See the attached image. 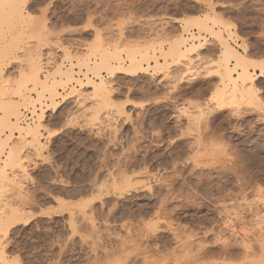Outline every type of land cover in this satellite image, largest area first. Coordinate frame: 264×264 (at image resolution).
<instances>
[{
  "label": "rangeland",
  "instance_id": "rangeland-1",
  "mask_svg": "<svg viewBox=\"0 0 264 264\" xmlns=\"http://www.w3.org/2000/svg\"><path fill=\"white\" fill-rule=\"evenodd\" d=\"M24 2L27 17L0 29V47L18 46L3 63L0 87L26 82L30 55L40 59L43 78L60 69L73 71L76 82L58 84L57 98L45 95L46 131L37 144L19 130L7 142L10 130L3 129L0 218L20 215L8 236L0 232V264H242L241 241L261 251L253 215L264 219V78L255 81L256 96L228 92L222 99L217 37L264 61V0ZM190 20H207V31L186 26ZM193 34L204 48L192 62L170 61L169 75L109 76L102 69L106 51L121 54V61L111 58L116 70L134 56L146 65L153 48L184 38L190 44ZM88 78L111 90L99 96L80 86ZM25 103L18 123L28 128L42 105L31 116L33 104ZM11 148L22 168L9 160Z\"/></svg>",
  "mask_w": 264,
  "mask_h": 264
},
{
  "label": "bare ground",
  "instance_id": "bare-ground-1",
  "mask_svg": "<svg viewBox=\"0 0 264 264\" xmlns=\"http://www.w3.org/2000/svg\"><path fill=\"white\" fill-rule=\"evenodd\" d=\"M25 0H0V29L3 27V24L7 23L9 24V26H13L14 28V25L16 26L15 23H20L21 21L24 20L26 16V9H25ZM27 19V18H26ZM189 22H191L190 24L186 25V26H196L198 27L200 30H203V31H207L208 29V22L207 20L206 21H199V20H190ZM188 22V23H189ZM192 24V25H191ZM25 28V27H24ZM188 28V27H187ZM185 28V29H187ZM190 28V27H189ZM26 29V28H25ZM189 31V29H188ZM19 33V31H18ZM189 33V32H187ZM17 34V32H16ZM15 34V36H16ZM192 34V33H191ZM221 35V34H220ZM14 37V36H13ZM25 37V36H24ZM216 38V37H215ZM218 38V39H217ZM216 39L218 41H220V46H221V49L223 50V54H222V58H221V67H220V82H221V88L220 91H219V94L221 95L220 97H222L223 99V96L226 95L228 92L229 94H232L233 97H236L238 95L242 96V97H246L247 95H249V97L252 98V96H256L254 95L253 91L256 89L255 88V81L261 77L264 78V61L260 60V61H256V60H251L249 57L245 56L244 54H241L240 52H237V49H235L224 37L222 36H218ZM190 39V38H189ZM193 40L197 39V41H194L190 44H187V41L186 38L184 39H180L178 40L176 43L174 42V44H172L169 49H161V50H157L156 48H153V54H146L144 56L146 57H143V58H146V59H143L144 62L145 60L147 61L146 65H141L140 64V61L134 56V57H130L131 59V63L130 65H128V67H125V68H120L122 65H120L119 69L117 67V70H116V67L113 65V62L111 60V58L114 56L118 58L117 61H121L122 59L119 60V58H121V54L117 53V52H113L111 53V51H106V54H104V52H102V54L105 55V59L103 60L104 62H102L103 64L102 65V69L105 71V73H107L109 76H113L115 73H124L126 75H130V76H134V75H137L139 73H151V74H159V73H167L168 74V71L170 70V61L175 64H181L183 63L182 61H189V62H192V57L194 55H197L199 54V51L201 49H203L204 47V43L203 42H199V37L196 36L195 34L192 35V38ZM1 41V40H0ZM5 41V40H4ZM3 42V41H2ZM173 43V42H172ZM3 46V45H2ZM0 47V78H2V73H3V63H5V61L11 57L14 53V51L17 49V44L15 45L14 42L12 41H7V43L5 44L4 47ZM17 46V47H16ZM21 50V49H20ZM31 50V49H30ZM19 51V50H18ZM27 51V50H26ZM160 53V55L158 54V52ZM32 52V51H30ZM70 53V52H69ZM101 54V55H102ZM38 55V54H37ZM103 55V56H104ZM31 56V55H30ZM29 56V58H30ZM39 57V56H38ZM67 57L70 58V56L67 55ZM102 57V56H101ZM27 58L28 61H29V69L30 68H33V71H31V73L29 75H27V77H23L24 79L27 78L26 82L24 83H16V82H13V84L11 83V85H2V87H0V111H3L5 112V114L3 113V115L5 116V118H0V152H2L4 150V148L6 146H8V144L6 142V140L4 141L1 134L4 132L3 129H8L10 130V135L8 134V138H7V142L8 140H11L12 137H13V132L15 130H19L18 132H21V134L24 135V139L25 141H27L26 139H30L31 142L30 143H33L34 144H37L36 142H39V140L43 137V133L46 131L44 125H43V121L45 119V115L47 113V111L49 110L48 107L49 105H46V107L43 106V99L46 98L45 95L48 94V95H53L55 92H56V89L55 87L58 86V84L61 86V84H65V86L67 84H70L72 82H76V78H75V75H74V72L73 71H68L66 72L65 70V73L63 71H61L60 69H58L56 71L55 74L53 75H45V79L42 77V68H41V64H40V59L38 60L35 57H32V58ZM40 58V57H39ZM72 58V57H71ZM43 61V60H42ZM124 61V60H123ZM27 62V61H26ZM28 63V62H27ZM97 63V62H96ZM92 64L93 66L97 65V64ZM47 64V63H46ZM50 64V63H49ZM184 64V63H183ZM218 64V62H217ZM60 65V64H59ZM63 65V64H62ZM73 65V64H72ZM100 65V64H99ZM99 65H97L98 67H100ZM174 65V64H173ZM172 65V66H173ZM3 66V67H2ZM90 64H88V62H83L81 61V63L79 64V68H82V67H85L88 71V68H89ZM234 66V67H232ZM43 67V66H42ZM72 67V66H71ZM73 68V67H72ZM94 68L93 67L91 70L94 71ZM100 68V69H101ZM101 69V70H102ZM32 70V69H31ZM71 70V69H70ZM98 70V68H96V71ZM122 70V71H121ZM47 72V70H45ZM90 71V69H89ZM95 72V71H94ZM101 72V71H100ZM218 72V71H217ZM95 74V76H98V74L96 73H93ZM44 75V74H43ZM59 75V76H58ZM86 75V74H85ZM169 75V74H168ZM167 75V76H168ZM4 76V75H3ZM217 76V74H216ZM5 77V76H4ZM22 77V76H21ZM58 77L61 78V81L58 80ZM86 77V76H85ZM87 78V77H86ZM99 78V76H98ZM7 79V78H6ZM90 79V81L85 84L83 82H78L80 83V86H86L88 85V87L92 88L95 90V92L97 94H102L101 96H103V93L105 91H107V89L111 88L109 86V84H107V82H105L103 79H101L99 82H93L91 81V78H88ZM21 80V79H20ZM23 80V79H22ZM81 80V79H80ZM79 81V80H78ZM8 82V80H7ZM11 82V81H10ZM19 82V81H18ZM16 83V85H15ZM31 83V85L34 86V91L37 93L38 95V100H33L29 94L32 92V90H30V88L28 87V85ZM8 84V83H7ZM1 86V85H0ZM63 86V85H62ZM218 87V86H217ZM257 87V86H256ZM62 88V87H61ZM65 88V87H64ZM111 90V89H110ZM109 90V92H110ZM218 91V90H217ZM258 92V91H257ZM255 92V93H257ZM57 93V92H56ZM55 93V94H56ZM221 93H224V94H221ZM60 94V93H59ZM258 94V93H257ZM36 95V96H37ZM50 97H56V96H60V95H53ZM107 96V95H106ZM239 96V97H240ZM53 97V98H54ZM52 98V99H53ZM57 98V97H56ZM256 98V97H255ZM37 99V98H36ZM235 99V98H234ZM245 99V98H244ZM45 100V99H44ZM23 101V102H22ZM30 101V103L28 104H33V107L32 109L35 107L34 105L36 103H39L42 105V108L40 109L41 112L40 114L38 115V120H37V123L34 125V126H31V127H21L18 123V120H19V109L20 107L23 105H26L25 102H28ZM254 101V100H253ZM48 103V102H47ZM219 104V103H218ZM217 104V105H218ZM226 104V103H225ZM224 104V105H225ZM57 105V104H56ZM32 106V105H30ZM221 108H220V107ZM218 107L220 108L219 110H223L224 107L223 105H219ZM26 107V106H25ZM227 107V105H226ZM47 108V109H46ZM35 109V108H34ZM33 109V110H34ZM53 109H57V106L54 105ZM25 110V109H24ZM32 110V111H33ZM36 110V109H35ZM32 112L31 111V116L33 114H35L36 112ZM36 115V114H35ZM12 116H14V118H16V122L12 120ZM239 117V116H238ZM23 120V119H22ZM24 121V120H23ZM27 121V120H26ZM33 121V120H32ZM20 122V121H19ZM29 125V123H28ZM21 136V135H20ZM7 137V136H6ZM23 137V136H22ZM22 139V141L24 140ZM260 141V140H259ZM14 142V141H13ZM28 144V143H27ZM26 145V144H25ZM32 145V144H31ZM35 146V145H34ZM257 146V145H256ZM11 147V146H10ZM14 147V146H13ZM33 147V146H32ZM255 148V146H254ZM17 149V148H16ZM15 148H11V151H8L7 153H9V160H11L12 164H14V166L18 165L19 168H22L23 167V162L20 161L19 157L17 158V154L18 151L16 150ZM247 150V149H246ZM248 151V150H247ZM259 154V153H258ZM5 156V155H4ZM245 156V155H244ZM249 156V155H248ZM254 156V155H253ZM254 158V157H253ZM256 158V157H255ZM247 159V158H246ZM264 159V158H263ZM259 160V159H258ZM2 160H0L1 162ZM256 160H252V163L251 165L249 166V168H252L254 165H256L255 163ZM5 162V161H4ZM7 162V161H6ZM246 162V160H245ZM258 162V161H257ZM261 165V163H260ZM242 166V165H241ZM240 166V168H241ZM1 167V166H0ZM239 167V166H238ZM14 168V167H13ZM230 168V167H229ZM4 169V167H3ZM16 169V168H15ZM232 169V168H231ZM244 169V166L243 168ZM238 170L239 172L238 173H242L243 170ZM248 169V168H247ZM2 170V168H1ZM21 170V169H20ZM245 170H246V167H245ZM249 170V169H248ZM261 170V169H259ZM242 171V172H241ZM252 171V170H250ZM257 171V170H256ZM263 171V170H262ZM2 172V171H1ZM249 172V171H248ZM261 172V171H260ZM1 175L4 174V170H3V173H0ZM255 174V173H254ZM256 174H260L258 171L256 172ZM5 175V174H4ZM263 175V174H262ZM8 175H6V178H7ZM254 176V175H253ZM256 177V175L254 176V178ZM264 177V176H263ZM5 179V177L2 176V179ZM257 178V177H256ZM255 178V180H256ZM262 178L261 176L259 177V179ZM251 179V178H250ZM207 180V179H206ZM238 180V179H237ZM254 180V179H253ZM253 180H248V183L250 181H253ZM264 180V179H263ZM262 181V179H261ZM240 183V182H239ZM242 183V182H241ZM239 185V184H238ZM243 185V184H242ZM222 189V188H221ZM171 191V190H170ZM169 192V191H168ZM172 192V191H171ZM228 194V193H227ZM230 196V195H229ZM166 197V196H165ZM166 200V199H165ZM164 201V200H163ZM264 202V196H263V201ZM164 204V203H163ZM168 204V203H167ZM240 207V206H239ZM243 208V207H242ZM241 208V209H242ZM249 208V207H248ZM240 209V208H239ZM240 209V210H241ZM244 210V209H243ZM15 211V210H14ZM12 212V214H10V216H7L6 219L4 218H0V232L2 233V235L5 237V236H8V234L10 233L9 232V226L10 224H12L11 222H15V221H19L18 220V217L17 215H20L19 213L17 214L16 211L15 212ZM141 211V210H140ZM226 211V209H225ZM247 211L250 212L249 209H247ZM256 210H254L255 212ZM263 211V210H262ZM18 212V211H17ZM239 212V211H238ZM253 212V210H251V213ZM226 213V212H225ZM235 213V212H234ZM255 212V214L253 215V217H255L257 219V227L259 228V232L260 234L257 232L256 237H258V239L256 238V242H260L258 246L260 250H258V253L257 252H254L253 251V247H251L250 245H252L249 241L248 243L246 241H241L244 242L242 243L241 245H243L244 247V250L245 252H243L245 254V258H243V262L242 264H256V262L260 260L261 264L263 263L264 264V219L257 213ZM262 213V212H261ZM239 214V213H238ZM220 215V214H219ZM227 216V214H226ZM229 217V215H228ZM227 217V218H228ZM17 218V219H16ZM254 218V222H255V219ZM20 219V217H19ZM259 219V220H258ZM227 220V219H226ZM230 220V219H229ZM192 222V221H191ZM226 224L227 222L224 221ZM253 222V223H254ZM16 223V222H15ZM14 224V223H13ZM12 226V225H11ZM257 229V228H256ZM258 230V229H257ZM194 232V231H193ZM0 233V234H1ZM178 233V232H177ZM175 234V233H174ZM232 234V233H231ZM230 234V235H231ZM233 235V234H232ZM258 235V236H257ZM152 236H155V235H152ZM174 236V235H173ZM237 236V235H235ZM151 237V236H150ZM154 238V237H152ZM159 238V237H158ZM236 238V237H234ZM233 238V239H234ZM246 238V237H245ZM148 239V238H147ZM156 239V238H155ZM150 240V239H149ZM159 240V239H157ZM238 240V239H237ZM243 240V239H242ZM152 241V240H151ZM150 242V241H149ZM154 242V241H153ZM157 242V241H156ZM161 242V241H160ZM227 243L226 240L222 242V244L226 247L227 244L225 245L224 244ZM230 242H231V239H230ZM234 242V240H233ZM255 242V243H256ZM0 243H2L0 241ZM164 243V242H163ZM235 243V242H234ZM250 243V245H249ZM168 244V243H167ZM233 244V243H232ZM239 244V243H238ZM2 245L4 244H1L0 245V249L2 250L3 248ZM235 245V244H234ZM237 245V244H236ZM222 246V245H221ZM261 246V247H260ZM157 247V246H156ZM228 247V246H227ZM242 247V248H243ZM204 248V247H203ZM224 248V247H222ZM199 249L201 250V247H199ZM207 250V249H206ZM212 251V250H211ZM210 249H209V253L211 252ZM214 251V250H213ZM212 251V253H214ZM219 251H220V248H219ZM208 252V251H206ZM259 252L261 254H259ZM219 253H222V252H219ZM224 253V252H223ZM222 253V254H223ZM256 253V254H255ZM240 254V253H239ZM237 255V254H236ZM257 255V256H256ZM259 255V256H258ZM260 255H262L260 258ZM244 256V255H243ZM242 257V256H241ZM258 257V260H256L255 258ZM247 260V263L244 262ZM260 262H258L260 264ZM257 263V264H258ZM145 264H146V261H145Z\"/></svg>",
  "mask_w": 264,
  "mask_h": 264
},
{
  "label": "snow or ice",
  "instance_id": "snow-or-ice-1",
  "mask_svg": "<svg viewBox=\"0 0 264 264\" xmlns=\"http://www.w3.org/2000/svg\"><path fill=\"white\" fill-rule=\"evenodd\" d=\"M39 2H40V0H37V3H39ZM35 6H36V5L34 4L33 7H35Z\"/></svg>",
  "mask_w": 264,
  "mask_h": 264
},
{
  "label": "built area",
  "instance_id": "built-area-1",
  "mask_svg": "<svg viewBox=\"0 0 264 264\" xmlns=\"http://www.w3.org/2000/svg\"><path fill=\"white\" fill-rule=\"evenodd\" d=\"M26 117H28V114L26 115ZM28 120H30L31 118L29 117V118H27Z\"/></svg>",
  "mask_w": 264,
  "mask_h": 264
}]
</instances>
